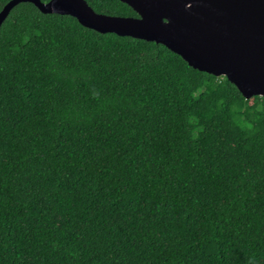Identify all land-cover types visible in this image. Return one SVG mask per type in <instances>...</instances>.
<instances>
[{
    "label": "trees",
    "instance_id": "obj_1",
    "mask_svg": "<svg viewBox=\"0 0 264 264\" xmlns=\"http://www.w3.org/2000/svg\"><path fill=\"white\" fill-rule=\"evenodd\" d=\"M0 264H264V99L18 4L0 27Z\"/></svg>",
    "mask_w": 264,
    "mask_h": 264
},
{
    "label": "water",
    "instance_id": "obj_2",
    "mask_svg": "<svg viewBox=\"0 0 264 264\" xmlns=\"http://www.w3.org/2000/svg\"><path fill=\"white\" fill-rule=\"evenodd\" d=\"M137 17L96 12L86 0H10L0 27L18 4L68 15L100 34L161 44L201 72L225 77L246 99H264V0H119Z\"/></svg>",
    "mask_w": 264,
    "mask_h": 264
}]
</instances>
